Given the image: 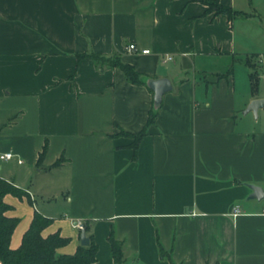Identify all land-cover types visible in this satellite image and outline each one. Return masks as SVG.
I'll use <instances>...</instances> for the list:
<instances>
[{
    "label": "crops",
    "instance_id": "obj_1",
    "mask_svg": "<svg viewBox=\"0 0 264 264\" xmlns=\"http://www.w3.org/2000/svg\"><path fill=\"white\" fill-rule=\"evenodd\" d=\"M219 2L249 16L193 0H0V153L14 154L0 179L26 192L3 198L19 218L11 248L39 212L43 235L69 238L58 253L87 225L93 264H113L111 232L125 264H264V197L246 186L264 192V107L243 114L264 98V0ZM83 53L118 56L142 83ZM158 78L170 88L154 110Z\"/></svg>",
    "mask_w": 264,
    "mask_h": 264
},
{
    "label": "trees",
    "instance_id": "obj_2",
    "mask_svg": "<svg viewBox=\"0 0 264 264\" xmlns=\"http://www.w3.org/2000/svg\"><path fill=\"white\" fill-rule=\"evenodd\" d=\"M206 5L205 13L213 12L214 15L225 14L228 20H232L237 16H249L244 11L235 10L222 5L219 0H193ZM80 58H89L95 63L108 67H118L124 73L126 79L134 84L142 83L139 74L134 68L123 62L118 56H102L94 53H83L78 55ZM257 84V77L254 86ZM156 116V112L149 113L148 123H152ZM144 132L133 135L132 143L135 149ZM45 145L40 158L44 154ZM6 194L21 198L26 192L16 187L13 183L0 179V264H93L96 260L97 246L90 237L88 246L79 245L75 252L58 253L60 247L65 246L69 242V238L63 237L59 232L43 235L52 222L48 217L43 216L39 212H34L32 221L28 229L23 233L20 245L17 248L10 247V239L12 233L19 222V218L6 215V211L12 207L7 204L3 198ZM88 230V226H84ZM110 243V253L113 264H125V255L123 242L117 240L111 232L108 237ZM160 257H166L165 251L159 245Z\"/></svg>",
    "mask_w": 264,
    "mask_h": 264
},
{
    "label": "water",
    "instance_id": "obj_3",
    "mask_svg": "<svg viewBox=\"0 0 264 264\" xmlns=\"http://www.w3.org/2000/svg\"><path fill=\"white\" fill-rule=\"evenodd\" d=\"M147 85L154 92L153 101H154V110H156L160 104L163 93L170 88L169 81L165 78L149 79L147 81ZM261 107H264V98H255L247 104L246 108L243 110V114L251 112L253 113L254 116H256L257 110ZM246 186L251 190V194L249 195V198L261 200L264 197V192L258 185L247 183ZM79 239L81 246L89 245L90 237L86 235L85 228L80 230Z\"/></svg>",
    "mask_w": 264,
    "mask_h": 264
},
{
    "label": "built area",
    "instance_id": "obj_4",
    "mask_svg": "<svg viewBox=\"0 0 264 264\" xmlns=\"http://www.w3.org/2000/svg\"><path fill=\"white\" fill-rule=\"evenodd\" d=\"M126 49H127L128 51H136V52L139 51L140 53H143V54L149 53V49H138V48L136 47V45L133 44V43L128 44V45L126 46ZM167 59H171V57H167ZM13 156H14V154H13L12 152H10V151H8V152H3V153H0V160H10V159L13 158ZM18 162H20V161L18 160ZM237 212H239V209H238V207H235V208H234V214H236ZM74 225H75L79 230L83 229L84 226H85V224H84L82 221H80V220L76 221Z\"/></svg>",
    "mask_w": 264,
    "mask_h": 264
},
{
    "label": "rangeland",
    "instance_id": "obj_5",
    "mask_svg": "<svg viewBox=\"0 0 264 264\" xmlns=\"http://www.w3.org/2000/svg\"><path fill=\"white\" fill-rule=\"evenodd\" d=\"M259 73H260V76L262 77L261 80H259V86L264 91V62L261 64L259 68ZM29 208L32 209L30 204H28L27 202H23L21 204V207H19L20 214H23V215L27 214Z\"/></svg>",
    "mask_w": 264,
    "mask_h": 264
}]
</instances>
